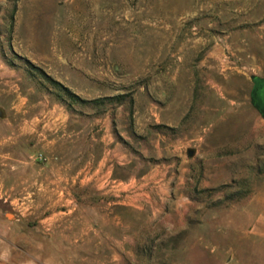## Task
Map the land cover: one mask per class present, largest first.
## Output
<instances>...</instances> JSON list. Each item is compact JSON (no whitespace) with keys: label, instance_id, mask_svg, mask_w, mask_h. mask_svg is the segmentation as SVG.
I'll list each match as a JSON object with an SVG mask.
<instances>
[{"label":"rangeland","instance_id":"1","mask_svg":"<svg viewBox=\"0 0 264 264\" xmlns=\"http://www.w3.org/2000/svg\"><path fill=\"white\" fill-rule=\"evenodd\" d=\"M0 57L126 154L101 190L1 177L0 264H264V0H0Z\"/></svg>","mask_w":264,"mask_h":264},{"label":"crops","instance_id":"2","mask_svg":"<svg viewBox=\"0 0 264 264\" xmlns=\"http://www.w3.org/2000/svg\"><path fill=\"white\" fill-rule=\"evenodd\" d=\"M34 90L24 72L0 57V180L27 168V185L35 193L70 192L77 177L98 190L108 179L121 186L112 170L125 165L126 154L95 155V130L87 132L65 105L43 93L35 96ZM37 154L45 160L36 161Z\"/></svg>","mask_w":264,"mask_h":264},{"label":"water","instance_id":"3","mask_svg":"<svg viewBox=\"0 0 264 264\" xmlns=\"http://www.w3.org/2000/svg\"><path fill=\"white\" fill-rule=\"evenodd\" d=\"M250 80L252 82L249 91L250 103L261 118L264 119V78L252 76Z\"/></svg>","mask_w":264,"mask_h":264},{"label":"built area","instance_id":"4","mask_svg":"<svg viewBox=\"0 0 264 264\" xmlns=\"http://www.w3.org/2000/svg\"><path fill=\"white\" fill-rule=\"evenodd\" d=\"M36 161H44V157L41 154H37L34 158Z\"/></svg>","mask_w":264,"mask_h":264},{"label":"trees","instance_id":"5","mask_svg":"<svg viewBox=\"0 0 264 264\" xmlns=\"http://www.w3.org/2000/svg\"><path fill=\"white\" fill-rule=\"evenodd\" d=\"M54 84H57L55 81H52ZM97 101H100V99H98Z\"/></svg>","mask_w":264,"mask_h":264},{"label":"bare ground","instance_id":"6","mask_svg":"<svg viewBox=\"0 0 264 264\" xmlns=\"http://www.w3.org/2000/svg\"><path fill=\"white\" fill-rule=\"evenodd\" d=\"M9 217V216H8Z\"/></svg>","mask_w":264,"mask_h":264}]
</instances>
